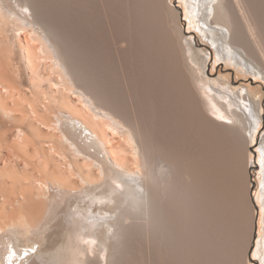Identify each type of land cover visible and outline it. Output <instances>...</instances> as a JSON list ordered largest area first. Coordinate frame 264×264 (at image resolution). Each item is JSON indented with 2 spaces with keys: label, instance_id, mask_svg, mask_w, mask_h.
<instances>
[{
  "label": "bare ground",
  "instance_id": "6f19581e",
  "mask_svg": "<svg viewBox=\"0 0 264 264\" xmlns=\"http://www.w3.org/2000/svg\"><path fill=\"white\" fill-rule=\"evenodd\" d=\"M186 2L188 8L184 11L189 28L190 25L198 27L205 39L216 46L219 59L245 65L254 72L258 69L260 75L264 73V54L256 55V50L236 37L237 21L229 1ZM166 5L175 30V58L178 59L175 65L185 72L186 79L183 78L197 102L193 104L200 106L199 112L211 124L234 128L235 133L245 138L248 166L253 158L248 153V145L255 139L261 96L247 87H233L227 77L225 81L208 78L202 70L207 52L197 49L193 38H185L183 12L172 4L166 2ZM256 6L258 17L264 19V0H256ZM49 11L39 0H0V264H130V249L136 244L133 241H141L150 250L174 241H171L175 237L173 223L164 210L163 199L174 186L175 161L173 157L157 155L139 118L132 116L106 86L103 88L97 76L95 79L90 75L79 57V48L75 49L72 44L75 40L71 41ZM261 149H264V134L258 160L264 159ZM260 169L254 190L256 204L249 191L250 182L247 190L253 216L245 264L251 259L256 214L259 228L252 257L259 256L264 264V188L261 187L264 167ZM203 177L206 178L202 174ZM150 252L149 261L155 256Z\"/></svg>",
  "mask_w": 264,
  "mask_h": 264
},
{
  "label": "rangeland",
  "instance_id": "374dc122",
  "mask_svg": "<svg viewBox=\"0 0 264 264\" xmlns=\"http://www.w3.org/2000/svg\"><path fill=\"white\" fill-rule=\"evenodd\" d=\"M8 1L10 2V0ZM227 1H229L228 4L230 5L232 14L235 13L233 16L238 25H236L237 30L235 29V31L239 33L236 37L240 40L242 39L243 42L251 46L253 51L256 50L255 54L258 53L260 55L261 53L263 56L264 19L258 17L259 12L256 6V0ZM39 2L42 3L48 11L50 10V13L52 12V16L54 14L53 18L61 24L71 38V41L73 42L75 40L72 44L75 45V49L79 48L77 50V52H80L79 57L84 61L83 63L86 70H90V75H93L92 77H95V79L97 76V82L99 81L103 88L106 86L105 89L109 93L111 92L116 100L120 101L128 108L132 116L139 118L143 130L145 128L148 135L147 139L149 144L152 145V147L153 145L155 146L156 150L153 148V151L155 150L157 155L162 157H173L172 159L175 161L174 171L172 173L174 186L169 190L171 192H169V195L168 191L164 194L165 196L163 199L164 210L171 223H173L175 235L174 239H171V241L174 240L172 242L173 244L169 243V245H162L163 247L161 245L160 247H152L151 250L154 252L153 255L156 254L154 250H157L158 252H156L159 255H152L153 257H151L149 261L151 256L150 248L144 247L141 241H133V244L136 243V246L134 245L130 249L131 256L129 258V263L245 264V253L250 240V236L248 235H250L252 230L251 224L253 216V208L247 196L249 182L251 183L249 171L251 166H253L251 161H249L248 166H246L247 142L242 135L233 131L235 130L234 128L231 129L230 127L218 126L215 123L213 124V122L211 124V122L205 118V115L199 112L201 109L200 106L193 104V102L195 103L196 101L192 99V89L191 91L189 90L191 87L187 81H185V72L182 67L178 69V66L175 65L178 64V62H175V55L177 57L174 46L175 30H173L171 25L173 18L170 11H168L169 9L166 7V2L183 12V29L185 26V30L187 31L185 38H193L192 42L195 44V47L197 49H205L207 52V59L202 70L206 73L208 78L225 81V77H227L233 87L237 89L247 87L254 91L256 95L261 96L259 99L260 102L257 105L259 122L258 125H256L255 143L252 142L248 145L249 155H253L254 158L256 157V160H258V148L262 135L264 134V73L260 75L258 74V69L254 72L252 69H247L245 65H237L235 62L229 63L224 59H219L216 46L205 39V36L199 31L198 27L190 25L189 28V21L186 19L184 11L185 7L188 8L186 0H39ZM200 8L202 9L203 7L201 6ZM62 10L64 12H62ZM127 11L128 15L126 14ZM201 14L202 11H199V15ZM108 16H110V18ZM191 16L189 12L188 17L191 18ZM201 17L204 18L203 15H201ZM210 18H212V16H210ZM210 18L208 19L209 22ZM194 20L196 22L195 18ZM201 25L203 28L206 27L202 24V21ZM74 26L75 28H73ZM91 31L93 33H91ZM239 35H241L242 38ZM243 36H245V39ZM170 42L172 44H170ZM260 50H262V52ZM166 54L168 56H165ZM256 67H258V65ZM99 69H102V71ZM157 78L159 80H157ZM163 85L164 87H162ZM110 88L112 90H110ZM174 105L177 106L175 107ZM197 107H199V110H197ZM154 122L157 124L155 123L154 125ZM172 142L175 143V146ZM252 146L256 149V156H254L251 150ZM157 148H161V153ZM246 170L248 173H246ZM198 171H201V174H199L200 172ZM258 171H261L260 167H253L256 187L259 180ZM202 174L206 177V180L204 177L202 178ZM224 175H226L225 178ZM189 184L191 185L190 187ZM236 186H238V188ZM250 188L251 187H249V191ZM259 189H261L260 186ZM182 191L183 194L181 193ZM212 197H215L214 200ZM174 204L177 205V207ZM239 206L241 208H239ZM218 216L220 217L217 218ZM135 238L139 239L138 237ZM133 244L131 243V245ZM204 253H207V255ZM160 258L161 261L159 260ZM260 260L259 256H257L256 262H258V264H261ZM249 264L256 263L250 259Z\"/></svg>",
  "mask_w": 264,
  "mask_h": 264
},
{
  "label": "water",
  "instance_id": "95a60500",
  "mask_svg": "<svg viewBox=\"0 0 264 264\" xmlns=\"http://www.w3.org/2000/svg\"><path fill=\"white\" fill-rule=\"evenodd\" d=\"M251 150L253 151L254 155L257 154L256 152V149H254V147L252 146L251 147ZM253 167L256 168V165L255 166H251L250 168V180H251V188H250V193H251V196H252V199L254 197V190H255V186H256V180L254 179V172H253ZM255 199V198H254ZM256 202V201H255ZM256 204V203H255ZM257 215L255 216V220H254V235H253V240H252V245H251V248H250V256H251V260L252 261H255L256 264H258V262H256V259H254L252 257V251L254 249V245H255V242H256V238H257V231L258 229L255 227V225L258 223L257 221Z\"/></svg>",
  "mask_w": 264,
  "mask_h": 264
},
{
  "label": "snow or ice",
  "instance_id": "6c2138e0",
  "mask_svg": "<svg viewBox=\"0 0 264 264\" xmlns=\"http://www.w3.org/2000/svg\"><path fill=\"white\" fill-rule=\"evenodd\" d=\"M253 143H255V141H253ZM261 154L264 155V149L260 150ZM251 162L255 165H257V167H264V159H259L256 160L254 157L252 158ZM262 188H264V185H261ZM253 203H255V199L253 197ZM258 205H257V211H258ZM259 220V216L257 215V221ZM255 227L258 229L259 228V224L257 223L255 225Z\"/></svg>",
  "mask_w": 264,
  "mask_h": 264
}]
</instances>
